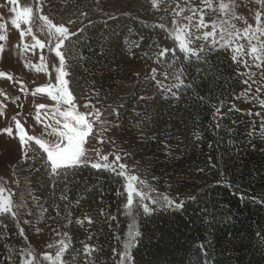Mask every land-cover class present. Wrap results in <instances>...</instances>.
Segmentation results:
<instances>
[{
    "label": "trees",
    "instance_id": "16d2710c",
    "mask_svg": "<svg viewBox=\"0 0 264 264\" xmlns=\"http://www.w3.org/2000/svg\"><path fill=\"white\" fill-rule=\"evenodd\" d=\"M143 2L144 0H52L49 3V0H45L41 13L55 17L54 23H59L62 18H71L75 22L70 27L71 32H76L81 25L86 29L78 45L79 54L85 59L66 69V79L70 80L73 87L77 88V95L81 96L79 104L84 102L82 97L88 95L89 89L92 93L99 90L102 95L92 99V102L97 104V101H103L105 108L109 104H123L126 109H121L124 119L133 125L138 123L133 116L141 113L146 105L152 107L153 111L159 109L166 122L162 127L178 136L173 141L172 157L174 161H178L175 166L190 170L192 178L184 184H168L165 182L167 177L161 176L157 186L152 176H160L159 171L151 174L142 169L137 171L134 168V171L138 185L146 196L167 195L174 203L180 204L183 201L181 207L161 208L145 214L143 208L138 206L140 198L135 194L132 204H128L122 177H117L115 172L107 169H92L90 165L76 167V174L69 175L67 184L61 181L54 185L47 174L41 177L39 172L29 171L36 167L31 161L24 163L21 160L19 165L15 162L13 171L16 183L12 194L17 197V202L24 198L36 212L27 193L38 196L47 208L53 196L52 188L55 187V201L52 203L61 210V222H67V214H71L73 221H81L69 231L67 243L70 250L66 249L61 254L60 264H117L121 258L119 253L125 250L134 264H206V256L208 264H264V255L258 243V233L264 226V200L259 204L253 202L264 197V136L261 135L264 131L261 123L264 121V108L253 97L245 95V82L239 66L232 61L231 52L224 49H217L220 56H210L217 71L221 73V79L216 80L213 75L205 80L203 72L197 73L195 70L200 65L194 64L184 73L182 80L187 85L195 78V88H188L186 91L183 88L174 89L178 92V97L173 98L169 94L167 103H164L163 95L157 91L147 96L142 95L147 89L155 87L153 79H136L134 73L127 71L128 66L121 60L119 50L113 47L107 54H101V43L102 38L111 33L120 35L121 44L125 43V37L129 42H134L143 36L144 47L141 51L147 49L149 42L152 43V48L148 50V56L138 57L133 63L145 66L155 64L159 72L174 76V69L166 70L155 63L154 57L158 50L156 45L160 40L166 39V33L153 28L157 23L151 18L153 15L139 7ZM77 9L86 10L87 18H79L75 14ZM89 19L93 21L92 25H89ZM65 26L68 27L67 24ZM149 56L153 59H149ZM113 59L119 63L121 70L118 72L108 70L109 67H116L112 63ZM179 59L183 60L182 54ZM175 68H181V64H176ZM134 79L131 91L122 93L119 85ZM212 81H215L214 86ZM177 99L178 103L175 102ZM234 100H239L246 106L251 105L253 110L236 111L230 108ZM217 108L219 112H216L214 119L213 112ZM230 109L232 110L229 111ZM103 118L109 122L115 119L107 111L103 112ZM218 122L222 125L220 129L215 127ZM185 126H188V136L197 130L201 133L200 140L192 148L186 147L185 135H180L177 131L179 127L180 132H184ZM229 128L231 133L226 131ZM128 131L135 136L140 129ZM250 132L254 135H249ZM148 135L151 136L152 133L149 132ZM119 143L117 140V144ZM150 143L154 146L156 141ZM189 165L194 167L189 169ZM160 167L167 173L173 171L172 166L164 167L163 160ZM196 168L205 173L202 179L196 178ZM45 181L47 188L43 187ZM140 181L144 184L141 185ZM150 188H155V191H149ZM117 192L121 195L117 196ZM62 194L67 197L63 201L60 200ZM192 196L196 199H191ZM142 203L154 207L147 199ZM101 213L114 216L115 219L108 220ZM50 215L55 216V213ZM85 215L92 221L91 224L84 219ZM27 218L22 213L19 223ZM32 219L35 221L36 217ZM39 219L50 223L45 217ZM15 223L0 220V256H6L5 245L9 251L13 247H24V239L16 234ZM53 226L59 228L58 225ZM31 230L37 236L35 228ZM73 232L76 233L75 236ZM132 232L138 235L130 236ZM50 234V231L44 233L45 236ZM84 244H88L91 250L87 257L83 252ZM77 253L78 260L74 259ZM3 264H7V259ZM15 264H19V260Z\"/></svg>",
    "mask_w": 264,
    "mask_h": 264
},
{
    "label": "snow or ice",
    "instance_id": "6c2138e0",
    "mask_svg": "<svg viewBox=\"0 0 264 264\" xmlns=\"http://www.w3.org/2000/svg\"><path fill=\"white\" fill-rule=\"evenodd\" d=\"M51 2L52 0H49V3ZM184 2L185 7H180L179 4L173 7L170 0L167 3L166 0H144L143 3L139 4V7L143 8L145 12L153 16L163 12L165 17L164 20L153 25L154 29L166 33V39L171 42L163 46L156 45L159 50L155 53V63L160 64L166 70H175L174 79L176 83L171 84L170 87L165 86L162 81H157V87L163 89L164 103L168 102L169 93L173 98L178 97V92L172 91V89L180 90L183 88L186 91L188 88L196 87L195 78L187 85H184L182 80L184 73L194 64L200 65L195 70L197 73L203 72L205 80H209L213 75L216 80L222 78L221 73L217 71L216 66L210 60L212 54L221 55L217 49L230 51L231 59L237 65L244 63L247 67L249 63H252L259 69L264 64V0H257L261 7L253 17L259 25L255 30L252 29L247 19L234 14L235 0H228V2H225V0H199V3L195 6H188V0H184ZM8 4L11 5L8 15L12 17L10 23L13 28H20V21L27 24L30 14H40L45 7L43 0H36V3L31 7L26 6L22 9L18 7V0H5V6ZM169 9H171L172 17L171 27H166ZM208 11L216 15V19L210 22V30H208L209 24L206 23L209 17L205 15ZM184 13H188V15H184ZM75 14L81 19L87 18L86 10L80 11L77 9ZM33 20L34 29L26 28L19 33V38L23 42L25 38L30 37L32 41L30 47L42 50L45 49V39L49 41L47 59L52 71L55 72V85L50 82L44 83L37 86L33 91L34 93L46 92L55 104L50 106L48 102H44L35 105V115L33 116L35 125L32 126L34 131L31 135L23 130L28 126L22 125L19 120L15 121V135H13L12 128L0 127V153L7 154L10 151V146L15 144L16 156L9 159L8 162L11 164L16 161L19 165L21 160L24 163L31 161L36 167L30 168L29 171L39 172L41 177L47 174L48 179L54 185L61 181L67 184L69 175H75V168L81 165L84 167L90 165L92 169H107L110 172H115L117 177H122L128 181L124 184V191L128 194V204H132V197L135 194L140 198L138 206L143 208L145 214L161 208L175 207L179 209L183 201L180 204L174 203L167 195L148 197L132 187V182L136 181L137 177L126 175L127 164H132L137 171L142 169L148 174L159 171L160 176H152V179L157 182V186L161 176L167 177L165 182L168 184H184L186 180L192 178L190 170L175 166L178 161H174L172 157L174 151L173 141L178 139V136L173 134L170 129L162 127L166 122L159 113V109L153 111L152 107L146 105L141 113H136L133 116L134 119L138 120V123L133 125L124 119V112L121 111V109H125L123 104H109L105 108L103 101H97V104L100 105L98 107L97 104L92 103V99L99 97L102 93L99 90L92 93L89 89L88 95L82 97L84 101L83 110H78L81 96L77 95V88L73 87L70 80L65 79V77L68 76L66 69H70L74 64H79L85 59L84 56L79 54L78 45L83 31L86 29L81 25L80 28L76 29V32H71L70 27L75 24L71 18L66 20L62 18L59 23H54L55 17L39 15V21L43 22V27L35 23V15H33ZM92 24L93 21L89 19V25ZM238 24L241 25L242 32L236 30ZM44 27L49 29L48 36L38 38L34 31L42 34ZM4 28L5 23L0 22V41L6 39L5 35L2 34ZM242 38L250 42L251 46L247 49L239 43ZM143 40L144 37L142 36L140 40L129 42L128 38L125 37V43L121 44L120 35L111 33L109 36L102 38L101 54H107L109 49L115 47L121 54V60L128 66L127 71L136 74L142 69L133 62L138 57L148 56V50L152 48V43L149 42L147 49L141 51V48L144 47ZM252 41H256V43H251ZM28 46L25 45V48ZM3 47L4 45L0 44V49H3ZM176 49L179 51H175ZM180 54L183 55V60L179 59ZM129 57L132 59L129 60ZM149 59H153V57L149 56ZM44 60L45 57L40 56L41 66L36 68L37 71H47L43 66ZM112 63L116 67H109V71L118 72L121 70L115 59ZM176 64H181V68H175ZM156 74L157 69L152 67L151 75L145 76V79H154ZM160 75L164 76V79H168L165 72H161ZM0 78L15 81L14 77L7 76L2 71H0ZM261 79H264V76ZM252 83H256V81L253 80ZM212 84L214 86L215 81H212ZM256 91L259 93L261 89L258 87ZM109 99H111L110 95ZM175 102L178 103V99ZM138 104L139 100L137 101ZM260 106L264 108V101L260 102ZM233 108H235V105H233ZM235 110L239 111V109ZM105 111L108 112L110 117L115 118L113 122L103 118V112ZM216 112H219V108L213 112L214 119H216ZM261 123L264 125V121H261ZM36 125H43V127L37 128ZM187 127L185 126L184 132H180L179 127H177V131L180 135H185L186 147L192 148L195 146V142L200 140L201 133L197 130L191 132V135L188 136L186 135ZM215 127L220 129L222 125L218 122ZM137 128L140 131L135 136H132L128 131ZM226 131L231 133L232 130L229 128ZM149 132L152 133L151 136L148 135ZM249 135H254V133L250 132ZM261 135L264 136V131L261 132ZM113 136L116 137V140L111 139ZM8 137H13V140H9ZM117 140L120 142L119 144H117ZM153 140L156 141L154 146L150 143ZM16 141L18 143H15ZM107 144L114 146V159L111 164L108 163L109 155L104 154L107 150L100 146ZM153 147L155 150H153ZM161 153H163L162 156ZM3 158L4 156H0V159ZM122 158L126 159V163L120 162ZM162 160L164 161V167H173L171 173L164 172L161 169ZM192 167L194 165H189V169ZM196 171L199 172L202 169L196 168ZM12 182L16 183L15 181ZM139 183L144 184L143 181ZM43 187H48L47 181L43 183ZM55 191L56 188L53 187V196L50 198L47 208L43 206L38 196H33L31 192H28L27 195L31 197V205L37 209L34 212L24 198H20L17 202V197L11 193L10 189H7L6 183L4 186H0V220L16 222L14 224L16 234L24 239V247L21 249L13 247L9 251L7 245H5L6 256H0V264H3L5 259H7V264H15L17 260H19V264H28V261H31V264H44V261L51 260L52 257L48 251H44L40 247L45 243L44 233L49 231L54 236L61 237L57 240L59 248L56 251L57 260L53 261V264H58V261L62 259L61 254L69 249L67 234L81 221L79 219L73 221L70 218L71 214H67V222H61V210L56 204L52 203V201H55ZM149 191L154 192L155 188H150ZM120 195L121 193L117 192V196ZM66 198L62 194L60 200L63 201ZM190 198L196 199L195 196ZM145 199L154 207L143 204L142 201ZM261 200H264V197H261L260 200H253V202L259 204ZM127 206L125 205V207ZM22 213L28 217L23 220V224L29 225L30 229L35 228L38 239L33 237L31 244L35 245L37 251H33V248L29 245V237L25 235L24 229L20 227L19 221ZM50 213H55V216L50 215ZM101 215L106 216V213H101ZM33 217H36L35 221H33ZM39 217H45L50 223L41 222ZM106 218L108 220L115 219L114 216H106ZM84 219L89 220V217L85 215ZM89 223L91 224L92 221L89 220ZM53 225H58L59 228ZM4 229L6 230V225H4ZM60 229H63V231ZM75 235L76 233L73 232V236ZM135 235H138V233H130V236ZM258 236L260 251L264 255V226L261 227ZM52 247L51 243L47 244L48 249ZM90 251L88 244H84L83 252L86 257ZM113 251L115 255L116 250ZM41 253L43 254V260L39 259ZM119 255L121 258L117 264H134L132 257L127 254L126 250L119 253ZM78 257L79 253L74 259L78 260ZM205 261L208 264L207 256Z\"/></svg>",
    "mask_w": 264,
    "mask_h": 264
},
{
    "label": "rangeland",
    "instance_id": "374dc122",
    "mask_svg": "<svg viewBox=\"0 0 264 264\" xmlns=\"http://www.w3.org/2000/svg\"><path fill=\"white\" fill-rule=\"evenodd\" d=\"M43 1H45V0H43ZM167 2H169V0H166V3ZM170 2L172 3L173 7L177 4H179L180 7H185L184 0H170ZM225 2H228V0H225ZM35 3H36V0H18V7L21 9L23 7H26V6L31 7ZM198 3H199V0H194V2H193V0H188V6H195ZM260 7H261V5L257 2V0H235V7H234L233 11H234L235 15H241L245 19H247L249 24L252 26V29L255 30L257 27H259V25L254 21L253 17L255 15V12L258 9H260ZM10 8H11L10 4L5 6V0H0V18H2V19H0V22L5 23V28H4L2 34H4L6 37V39L4 41H0V44L4 45L3 49H0V71L2 70V72L6 73L7 76L14 77L15 75L12 73V70L14 71V69L17 66V63H20V61H23L22 59H27L25 61L32 62L34 60V57L31 53L34 54L35 50L39 51L37 54L40 56L43 55L45 57L44 62L49 64L48 59H47V57L49 55V53L47 52V48L49 46V41L47 39H45V41H44L45 42V49H43V50L38 49V48L37 49L31 48L30 45H31L32 41H31L30 37L25 38V40L23 42H21L20 38H19V33L21 31L25 30L26 28L34 29V27H35L33 15H35V23L39 24L40 26L43 27V22L39 21V15H45V14H42V13L30 14L27 24H24L23 21H20V25H21L20 28H13L11 26V23H10L12 17L8 15V11ZM184 15H188V13H184ZM205 15L207 17H209V19L206 20V23L209 24L208 30H210V22H211V20L216 19V15L214 13H212L211 11L206 12ZM151 18L156 23H159L162 20H164L165 17H164L163 12H161L160 14H158L156 16H152ZM171 19H172L171 9H169L168 23L166 24V27H171ZM236 30L242 32L241 25H239V24L236 25ZM48 33H49V29H47V27H44V31L42 34L36 33L34 31V34L37 35L38 38L47 37ZM163 40L167 41L169 44L171 43L168 39H163ZM161 41L162 40H160V42ZM160 42H159V44H160ZM239 43L244 45L246 49H247V47L251 46L250 42L246 39H243V38L239 41ZM251 43H256V41H252ZM25 45H29V46L27 48H25ZM26 54H28V55H26ZM245 59H247V57H245ZM138 66L142 69V71L135 74L136 79L140 78V77L150 76L152 67H155L157 69V66L155 64H150L149 66H145V65H138ZM238 66H239V71L241 72L243 80L245 82V86L243 89L245 95H248V97L249 96L253 97L256 101H258V103H260L261 101H264V79H261V77L264 76V64H262L261 68H259V69L252 63H249L247 67L245 66L244 63H240ZM160 73L161 72H159V69H157V74H156L155 78L153 79V83L155 84V87L151 88V89H147V91L145 93H143L142 95L147 96V95L152 94L154 91H157L161 95H163V89L157 87V81H162L165 86H169V87L171 86V84L176 83L174 76H169L166 73V75H168V79H164V76H161ZM53 76H55V75H53ZM65 79H66V77H65ZM52 80L53 79H51L48 82H50L52 84H53V82L55 83V80H53V82H52ZM253 80H255L256 83H252ZM15 82H16V79H15V81H13V84H15ZM134 82H135V79L132 81H125V82L121 83L119 85L120 91L122 93L130 92L134 86ZM32 84H33V81L31 83H26V84L25 83H19L17 85L19 87H22L25 89H30L31 88L30 86ZM258 87L261 89V91L259 93H257V91H256V89ZM33 90H34V88L27 91V93L30 92L28 95L30 98L28 96L23 97V98L25 100L31 102V98L33 99V98L37 97V94L34 93ZM172 91H174V89H172ZM20 92L21 91H19V93ZM11 93H12V90L10 89L7 92V95H10ZM17 94H18V92H17ZM1 95H2V91H0V101L2 102V100L4 101V97L2 96V98H1ZM20 96H23V94H20ZM52 102L55 104L54 101H52ZM0 104H3V103H0ZM4 104H6V103H4ZM82 105H83V103L79 104L78 110H80V111L83 110ZM233 105H235V108H233ZM0 106H2V105H0ZM64 107H66V106H64ZM19 108L20 107H18V109ZM24 108H25V111L23 113L18 110L19 112H17L15 115L12 116L13 118L8 123L9 126H11L14 123V121H16V120H19L21 123L25 122L24 125H26V122L30 117L29 112H30V110H32V107L24 104ZM230 108L239 109L242 111L253 110V107L251 105L246 106L239 100H234V102H232L230 104ZM111 139L114 140V137H111ZM93 143H95V141H93ZM100 146L107 150L104 154L109 155L108 163L111 164L113 159H114V155H113L114 146L111 144L100 145ZM121 155H122V153H121ZM0 156H4L3 159H0V186H4V184L6 183L7 189H10L11 193H13V190H14L13 187L15 185V183L12 182V181H15L13 166H14L16 161H13V163L10 164L8 162V160L11 159L12 157L16 156V154L11 156V158H10L9 152L7 154L0 153ZM120 162L126 163V159L122 158ZM126 175H134L137 177L132 164H127ZM195 176L198 179H202L205 176V173L203 171H199V172L195 173ZM127 182L128 181L126 179H124V184ZM132 187L135 188L137 191L142 192L141 186L138 185L137 180L132 182ZM263 206H264V203H263ZM20 227L22 229H24L25 235L27 237H29V245L33 248V251H37L35 245L31 244V239L33 237L38 239V237L35 236L34 232H32V230L27 225L23 224V222L20 223ZM45 237H46L45 243L42 244L40 247L43 248L44 251H48V253L52 257V259L44 261V264H53V261L57 260L56 251L59 248V245L57 244V240L61 239V237L54 236L53 234H50V235L45 236ZM68 239H69V232L67 234V242H68ZM49 243H51L53 245V247L51 248L50 251L47 248V244H49ZM39 259L43 260V254L42 253L39 256ZM61 261L62 260L58 261V264H60ZM28 264H31V261H28Z\"/></svg>",
    "mask_w": 264,
    "mask_h": 264
},
{
    "label": "crops",
    "instance_id": "0c3cea01",
    "mask_svg": "<svg viewBox=\"0 0 264 264\" xmlns=\"http://www.w3.org/2000/svg\"><path fill=\"white\" fill-rule=\"evenodd\" d=\"M38 52L39 51L35 50L34 54L31 53L34 57V60L32 62H27L25 61L27 59H22L23 61H20V63H17V66L14 69V71L12 70V73L15 75L14 77L16 79L15 84H13V80L11 79L0 78V91H2L1 98L2 96L4 97V101L3 100L2 102L0 101V103H3V104H0L2 105L0 106V127L12 128L13 135H15V121L11 126H9L8 123L13 118L12 116L15 115L17 112L20 111L23 113L25 111L24 104L32 107L31 113L29 112L30 117L26 122V125L28 127L23 129L25 132H27L30 135L33 133L32 131H34L32 126L35 125V120L33 119V116L35 115V108H34L35 105L38 103H44V102H48L50 106L54 105V103L50 101V97L47 95L46 92L36 93L37 97L33 99L31 98V102L23 98L29 95L30 92L27 93V91L31 90L32 88L35 89L37 86L47 83L51 79L55 80V76H53L55 75L54 74L55 72L52 71L50 64H47L46 62L43 61V66L45 69H47L48 71V72L46 71L47 73L45 71L36 70V68L41 66V61L39 58L40 55L37 54ZM25 65H27V67H25ZM32 81H33V84L30 86L31 87L30 89H25L17 85L19 83H25V84L31 83ZM53 85H55L54 82H53ZM10 89L12 90V93L10 95H7V92ZM19 91L21 92L19 93ZM20 94H23V96H20ZM18 107L20 108L18 109ZM21 124L24 125L25 122ZM36 127L42 128L43 125H36ZM8 139L13 140V137H8ZM15 143H18V141H16ZM14 154H16L15 144L10 146V151H9L10 158Z\"/></svg>",
    "mask_w": 264,
    "mask_h": 264
},
{
    "label": "water",
    "instance_id": "95a60500",
    "mask_svg": "<svg viewBox=\"0 0 264 264\" xmlns=\"http://www.w3.org/2000/svg\"><path fill=\"white\" fill-rule=\"evenodd\" d=\"M165 44H169L167 41H165V40H162L161 42H160V45H165Z\"/></svg>",
    "mask_w": 264,
    "mask_h": 264
}]
</instances>
